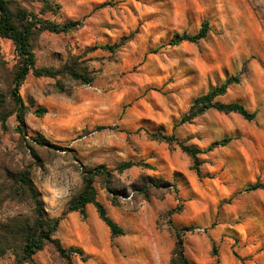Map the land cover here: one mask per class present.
Wrapping results in <instances>:
<instances>
[{"label": "rangeland", "instance_id": "1", "mask_svg": "<svg viewBox=\"0 0 264 264\" xmlns=\"http://www.w3.org/2000/svg\"><path fill=\"white\" fill-rule=\"evenodd\" d=\"M9 1L13 11L42 20L82 23L67 34L38 33L32 42L36 69L60 70L76 59L96 76L88 86L30 72L19 88L28 134L22 139L11 82L0 71V112L10 113L5 130L0 124V218L32 212L27 202L4 199V169L29 173L48 216L57 218L82 188L81 169L103 165L112 173L118 204L110 202L100 182L94 183L97 199L124 235L112 238L92 205L86 206V218L66 214L54 238L87 257L82 262L72 256V264H170L174 236L169 219L177 229L194 227L183 236L191 264H264V190L238 193L264 181V0H53L54 6ZM203 23L209 30L197 43L162 47L175 34H196ZM115 43L122 45L114 53L92 49ZM0 55L10 70L17 60L10 41L0 39ZM230 77L239 83L216 101L256 112L253 121L208 110L191 124L173 128L195 98ZM41 108L44 112L36 114ZM159 128L200 150L222 139L230 142L198 155V178L176 144L147 138L144 130ZM37 135L55 147L35 146L29 137ZM127 161L149 168L118 173L115 169ZM246 162L254 171L242 170ZM143 176L163 178L172 186L144 198L134 192V186L146 182ZM178 206L179 213L167 215ZM68 231L84 243L68 241ZM63 263L52 245L32 257V264ZM0 264H14V256L8 254Z\"/></svg>", "mask_w": 264, "mask_h": 264}, {"label": "trees", "instance_id": "2", "mask_svg": "<svg viewBox=\"0 0 264 264\" xmlns=\"http://www.w3.org/2000/svg\"><path fill=\"white\" fill-rule=\"evenodd\" d=\"M46 6L53 5V0H41ZM12 2L9 0H0V39L8 40L12 43L16 56V63L10 69L6 70L5 64L0 55V71H5L10 79L11 88L10 96L14 103V113L17 121L16 131L20 137L24 139L28 136L27 127L24 121L26 107L19 94V88L23 84L26 76L32 72L36 77L46 76L50 78H57L59 76H66L70 80L75 81L79 85H91L95 79L96 71H89L88 68L81 67V63L77 60H72L66 63L60 70L41 69L35 68V58L32 51V42L40 32H49L54 34H67L78 30L82 23L79 20H68L64 23H54L37 18L35 15L26 13L24 10H12ZM60 6L55 4L54 11L58 12ZM209 30L208 24L203 23L199 31L194 35L175 34L168 44L164 46H177L182 42L197 43L203 39ZM122 43H115L113 45L93 46V50L101 49L114 53L121 47ZM237 77H230L221 85L217 86L206 94L201 95L194 99L188 111L180 117L173 128L183 124H191L192 121L201 116L208 110H215L219 113L230 114L234 113L239 115L245 121H253L256 112H249L243 105L239 103H220L216 101L217 97L223 96L232 84H238ZM0 104L2 101L0 100ZM1 107V106H0ZM44 109H39L36 114H41ZM12 113V111H11ZM10 115H2L0 112V124L2 130H5V121ZM148 139L164 142L169 146L176 144L180 150L186 154L191 161L190 169L193 170L198 178H202L199 167L201 161L198 155L205 154L216 148L226 146L230 139H222L213 142L205 150H200L196 147L186 146L179 142L173 135H167L162 128L156 132H149L144 130ZM32 143L38 147H55L43 136L37 135L29 137ZM31 151V146H28ZM142 166L149 168V165L140 162L127 161L120 164L115 170L122 173L132 167ZM4 180L8 181V185L3 184L6 195L4 199L10 198L19 202H27L31 205V215H15L6 218H0V261L12 254L14 256V264H32V257L44 249L47 245H52L55 251L63 259V264H72L71 257L78 256L82 262L87 260L83 252L79 248L68 247L65 248L61 245L60 241L54 238L60 221L68 213L77 212L82 218H86V206L92 205L99 219L109 229L112 238L124 235V230L116 222H114L107 214L106 208L98 201L97 193L94 188L95 182H100L103 188L110 197V202L113 205L118 204V197L116 190L112 186V173L107 170L105 166L99 165L96 167H84L81 169V177L83 185L81 190L73 196L66 204L65 209L57 218H50L45 210V204L41 198L40 193L29 178V173H13L8 169H4ZM146 182L142 186H134V192L137 195H142L147 198L150 194L156 191H161L172 186L168 181L163 178L143 176ZM4 181V182H5ZM257 190H264V181H256L247 184L238 193H248ZM181 206L169 211L167 215L179 213ZM170 229L174 236V248L171 252L170 264H191L184 255L183 236L191 232L194 227H184L177 229L171 226L170 219L168 220Z\"/></svg>", "mask_w": 264, "mask_h": 264}, {"label": "crops", "instance_id": "3", "mask_svg": "<svg viewBox=\"0 0 264 264\" xmlns=\"http://www.w3.org/2000/svg\"><path fill=\"white\" fill-rule=\"evenodd\" d=\"M244 169L248 170V171H254L255 168H254V165H251L249 162H246V164L245 165L243 164V166H242V170H244ZM179 171H180V173H185L184 175L188 178L189 181L194 180L191 173L184 172L185 170H181V169H179ZM68 233H69V236L67 238H68V241H71V243H74V244H83L84 243L81 236H72L70 234V232H68Z\"/></svg>", "mask_w": 264, "mask_h": 264}, {"label": "bare ground", "instance_id": "4", "mask_svg": "<svg viewBox=\"0 0 264 264\" xmlns=\"http://www.w3.org/2000/svg\"><path fill=\"white\" fill-rule=\"evenodd\" d=\"M69 232V231H68Z\"/></svg>", "mask_w": 264, "mask_h": 264}]
</instances>
